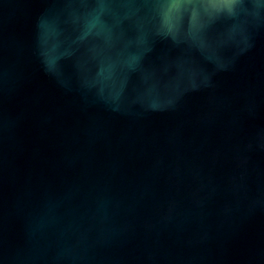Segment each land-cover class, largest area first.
<instances>
[{"label":"water","instance_id":"1","mask_svg":"<svg viewBox=\"0 0 264 264\" xmlns=\"http://www.w3.org/2000/svg\"><path fill=\"white\" fill-rule=\"evenodd\" d=\"M0 0V264H264V0Z\"/></svg>","mask_w":264,"mask_h":264},{"label":"snow or ice","instance_id":"2","mask_svg":"<svg viewBox=\"0 0 264 264\" xmlns=\"http://www.w3.org/2000/svg\"><path fill=\"white\" fill-rule=\"evenodd\" d=\"M179 2H180V0H176V2L174 3L173 6H174V7H175V6H178ZM231 2H233V0H225V3H226V4H230Z\"/></svg>","mask_w":264,"mask_h":264}]
</instances>
